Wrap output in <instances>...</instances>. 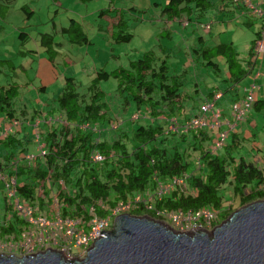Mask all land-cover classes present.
<instances>
[{
  "label": "trees",
  "instance_id": "1",
  "mask_svg": "<svg viewBox=\"0 0 264 264\" xmlns=\"http://www.w3.org/2000/svg\"><path fill=\"white\" fill-rule=\"evenodd\" d=\"M0 1L3 5L0 12L6 16L14 0ZM94 1L97 0H80L83 4ZM213 7L212 0H168L160 10V18L169 27L176 22L182 25L184 17L190 22L189 26L201 24ZM21 10L27 16L31 14L26 7ZM114 11L117 16L113 18L109 17L111 8L102 11L100 17L111 20L112 37L117 45L130 43L133 35L128 31L123 13ZM57 35L72 45H91L87 30L77 21L72 20L68 26L60 28L53 25L51 32L41 34L39 38V47L52 66L64 47L63 43L56 42ZM258 37L259 32L252 42L247 62L240 59L233 43L222 40L217 45H207L203 37L197 39L198 48L194 49L192 58L219 78L223 71L218 61L225 65V77L220 87L207 93V100H212L218 92L223 93L229 104L242 97L239 86L254 72L252 58ZM19 39L22 43L17 57L39 56L40 52L24 51V45L30 40L29 34L21 33ZM4 63H9L14 73L17 71L10 61ZM183 76L171 75L167 62H159L154 52H148L126 68L111 73L97 72L84 91H80L75 78L65 77L62 92L56 99L57 107L50 110L44 105L41 111L30 114L26 108L17 105L21 95L18 84L0 86V123L9 127L19 124L16 132L0 139V173L7 181L16 182L17 197L28 206L49 213L54 203L52 194L59 204L61 220L80 221L87 230L94 216L104 219L119 204L138 195L147 200L159 182L166 184L175 177L191 173L184 191L170 192L161 200L153 198L154 202L148 204L153 209L144 203L136 205L129 214L163 221L164 217L157 216L158 213H187L210 208L219 213L212 228L220 226L230 216L229 212L222 211L221 189L230 185L241 208L264 201V169L244 157H235L246 142L237 132L222 152L213 155L209 147L214 140L209 131L173 133L168 129V123L185 119L184 112L189 103L201 100L196 97L198 91L191 95L184 92ZM110 79L117 81L115 93L123 102V111L133 104L139 114H146L158 124L137 126L130 136L121 133L117 141H98L97 130L112 124L110 109L105 102L107 94L100 89V84ZM39 93H45V87L40 88ZM255 96L252 111L260 115L264 112V100H259L258 92ZM161 119L165 122L160 123ZM27 123L36 124L38 129L40 125L39 137L46 150L45 156L38 154L32 163L26 159L31 141L20 132V127ZM93 153L103 155L104 162L95 163ZM196 159L200 161L199 169L194 167ZM67 188L72 189V193L66 191ZM5 199L4 210L9 213L14 210L13 205L7 197ZM14 218L12 222L7 217L5 225L0 227V239L5 243L19 240L29 229L25 220L16 215ZM15 222L18 227L13 224Z\"/></svg>",
  "mask_w": 264,
  "mask_h": 264
},
{
  "label": "rangeland",
  "instance_id": "2",
  "mask_svg": "<svg viewBox=\"0 0 264 264\" xmlns=\"http://www.w3.org/2000/svg\"><path fill=\"white\" fill-rule=\"evenodd\" d=\"M167 1L97 0L83 4L80 0H14L9 14L4 16L3 12H0V86L18 84L21 95L17 105L21 108H26L28 114L34 111H41L44 105H46V108L48 106V109L54 110L57 107L56 99L62 92L65 77L75 78L80 85V91H84L91 84L97 72L105 70L111 73L119 68H126L130 62L139 60L148 52H154L159 62H167L171 75L179 76L184 72L186 73L183 77L184 92L186 94L191 95L197 92V88H193V86L199 85L196 97L201 100L196 103H189L187 110L184 112L185 119L176 122L178 127L184 126L187 119L198 115L199 108L207 101L208 90L215 88L212 86H215L217 82L221 83V80L225 77L224 72L221 74V78L215 77L211 70L203 68L197 62L198 60L192 58L194 49L198 46L197 39L203 36L210 44L215 41L213 37L217 38L216 34L220 32L221 28L224 32L222 40L235 41L241 58H247V47L254 41L258 27L255 26L252 30H246L233 22H226L214 26V36L212 37L204 36L199 29L200 26L197 24L192 25L190 28H183L179 22H176L173 27H169L160 18V10L167 4ZM219 1L212 0L214 5ZM156 3L161 4V6H155ZM1 6L3 5L0 1ZM23 7L28 8V13H31L29 16L22 12L21 9ZM110 8L109 17L117 16V12L114 10L123 13L124 21L129 27L128 31L133 35L130 43L117 45L112 37L111 20L100 17L102 11ZM72 20L77 21L87 30L91 45L82 47L72 45L67 43L66 38L57 35L56 42L64 44L60 52L62 56L56 61L57 80L45 89V93H39V90L36 89L42 88L43 85L36 74L43 71L44 60H46V55L39 47L40 35L51 32L53 25H57L59 28L60 26H68ZM185 22L188 21L184 17L182 23ZM21 33L29 34L30 39L24 45V51L40 52L38 57H31L30 55L28 58L17 57V53L20 51L19 46L22 43L19 39ZM1 61H10L18 68L17 71L14 73L11 70L12 66L9 68V63ZM219 64L221 70L224 71V63L219 61ZM248 79L239 86L240 92L244 90ZM260 82L263 83L262 81ZM100 89L107 94L105 102L110 109L112 124L108 127H100L97 130L98 141H117L121 137V133L130 136L131 131L137 126L148 127L158 124L146 114H138L133 104L128 107L127 111L121 109L123 102L115 93L117 90L116 80L110 79L107 82H102ZM224 99L220 104L225 112L226 110L229 111L230 104L226 98ZM253 114L246 119L247 121L238 126L244 125L242 131L246 132L247 136L246 142L235 157L237 159L244 157L250 163L264 169V112L260 115ZM162 122H165V119H161L160 123ZM171 125V123H168V129L176 133L177 129H171ZM6 130L7 127L4 128L1 123L0 139L4 137ZM20 132L25 133L31 141L28 147V156H37L40 154L41 149L45 150L42 138L39 137L40 125L38 129L36 124L27 123L21 127ZM175 144L176 142H173V145ZM0 185V227H3L7 217L9 221L13 222L15 220L14 215L18 216V213L15 210L9 211V213L5 212V197L8 198L9 190L7 191L4 184ZM66 191L72 193L70 188H67ZM221 195L224 199L222 211L229 212L231 216L241 209L240 200L234 197L230 185H225L221 189ZM51 198L54 203L51 208L52 211H49V213L36 207L31 208L35 220L38 218L43 219L40 222L41 225L37 224L34 226L31 224L33 231L43 233L42 237L36 241L37 246H23L22 249L20 245L14 246L12 242L5 243L0 239V255L22 258L30 254L36 255L47 250H53L62 254L67 260H82L79 257L78 250H67L71 234L70 228L73 225L77 226L81 222L74 220L72 223L66 224L60 221L59 204L52 194ZM152 200L154 202L153 197ZM162 220V223L174 231L188 235L197 232L210 234L215 229H202L199 226L191 225L184 226V231L182 232L179 227H174L175 225L170 221V218H163ZM13 224L18 227L16 222ZM31 250L33 251L31 252Z\"/></svg>",
  "mask_w": 264,
  "mask_h": 264
},
{
  "label": "water",
  "instance_id": "3",
  "mask_svg": "<svg viewBox=\"0 0 264 264\" xmlns=\"http://www.w3.org/2000/svg\"><path fill=\"white\" fill-rule=\"evenodd\" d=\"M100 234L83 260L47 250L22 258L0 255V264H264V201L242 207L210 234L179 233L130 214Z\"/></svg>",
  "mask_w": 264,
  "mask_h": 264
},
{
  "label": "built area",
  "instance_id": "4",
  "mask_svg": "<svg viewBox=\"0 0 264 264\" xmlns=\"http://www.w3.org/2000/svg\"><path fill=\"white\" fill-rule=\"evenodd\" d=\"M231 3L245 8L249 15L253 19L259 22V37L255 45V57H259L264 54V0H231ZM226 1H223V6H226ZM188 21V20H187ZM190 25L189 22L182 23L183 28H188ZM205 28V27H204ZM209 29V26H207ZM254 57V58H255ZM255 61V60H254ZM256 62V61H255ZM260 86L256 83H253L248 88H246L242 93V97L230 103L229 116L227 118L224 116V111L221 107V101L224 99L222 92L215 94L212 100H207L201 107L197 116L191 118L184 126L178 127L176 124L177 121L171 122V129H177V132L188 133L190 131L204 130L209 131L213 136V142L209 150L213 155H218L223 151L227 145L228 140L231 138L234 133L237 132V127L244 123L253 109V104L256 101V92H259ZM236 99V98H235ZM19 127L18 123L12 125V129ZM116 128V127H114ZM182 128V129H181ZM12 129L6 130V132L11 133ZM171 131V130H170ZM41 156L46 155V150L41 149ZM36 156H27L26 159L29 162H33ZM92 159L95 163L102 164L105 160L104 156L99 153H93ZM195 168H201L199 159H196ZM191 173L175 177L168 181L166 184L159 182L156 185L154 193L151 197L145 200L142 196L138 195L129 199L126 203H121L117 206L111 214L101 219L97 216H94L89 224L88 230H85V227L82 223H78L77 226L73 225L70 228V240L68 243L67 250L74 249L78 250L79 257L83 260L89 249L92 245L99 239L104 237V234L101 232H109L113 229L114 221L117 217L129 214V211L139 204L148 205L152 202V197L158 200L164 198L168 193L174 192L176 190L184 191L186 189L187 180H190ZM158 182V181H157ZM0 183L4 184L9 190V200L10 204L13 205V209L18 213V216L29 223V229L24 231L20 236L19 240L12 242L14 246H19L23 249V246L35 247L37 246L36 241H38L43 233L38 231H33L32 225L34 226L40 224L43 219L38 218L35 220L34 215L31 211L30 206L25 202L20 200L16 195V190L14 186L16 182L13 180L7 181L6 178L0 173ZM188 190V188H187ZM149 206V205H148ZM149 209L153 207L149 206ZM157 216L161 218H170V221L175 225L174 227L180 228L184 231V226H199L202 229H212V225L218 220L219 213L213 209H204L197 212H172V213H158ZM60 221L61 218H60ZM64 223H72L73 221H63ZM80 222V221H79ZM41 225V224H40ZM214 229V228H213ZM33 250H31L32 252ZM28 256H33L32 254ZM71 259V258H69Z\"/></svg>",
  "mask_w": 264,
  "mask_h": 264
},
{
  "label": "crops",
  "instance_id": "5",
  "mask_svg": "<svg viewBox=\"0 0 264 264\" xmlns=\"http://www.w3.org/2000/svg\"><path fill=\"white\" fill-rule=\"evenodd\" d=\"M223 1H226V3H227V5L225 7H223L221 5L223 3ZM226 22H228V23L233 22L237 26H241L242 28H244L246 30H247L246 26L251 27L248 30H252L256 26V27H258V31H259V22L255 21L253 19V17L251 15H249L248 11L245 8L232 4L231 0H220L216 5H214L212 11L206 14L205 19L202 21V23L197 24V25L200 26L199 29L201 30V32L204 36L206 35L208 37H212V36H214V34H213L214 26L221 25V24L226 23ZM192 25H194V24H191V26ZM208 25H210L209 29H207ZM204 27H205V29H204ZM258 31H257V34H258ZM257 34H255V39L257 38ZM216 35H217V38L213 37L215 39V41H213L211 38V40L213 42L210 44L208 41L205 40V38L203 36L202 37L204 38L207 45H217L222 41V35H224V32L221 30V28H220V32L219 33L217 32ZM255 39H254V41H255ZM225 41H227V40H225ZM227 42L233 43V45L236 47V49L238 51V47H237V44L235 41L233 42L231 40H228ZM252 42H251V45L249 47H247V52H248L247 58H241V56H240V59L245 61V62H247L250 59L249 52H250L251 47H252ZM197 48H198V46H197ZM61 56H62V54H61ZM252 59H253V61L254 60L256 61V62L254 61V63H255V66L253 69L254 72L249 77V79L247 80V85L244 86V90L246 88H248L250 85H252L253 83H256L258 86H260V90L258 92V98H259V100H264V54L260 55L259 57L252 58ZM42 60H44V59H42ZM44 61H45V63H44L45 66H44L43 71L41 73L37 72L36 76H38L39 80L41 81V84L45 87V89H47V87L51 86L54 83V81L57 80V76H58L57 74L58 73H57V69H56L57 68L56 64L54 66H52L46 60H44ZM219 61H218V63H219ZM182 74H186V73L184 72ZM260 81H262L263 83H261ZM220 84H221L220 82L219 83L217 82L215 86H212L215 88H213L212 90H208V93L211 91L215 92L216 89L218 87H220ZM26 86H28V85H26ZM193 88H197V91H198L199 85H195V86H193ZM39 89L40 88H38L36 90H39ZM200 93H201V90H200ZM229 114L230 113L228 110L224 112V116L226 118H227V116L230 117ZM252 114H253V111L250 113L248 118ZM3 126H4V128L9 127L7 125H3ZM243 127H244V125L237 127V133L240 134V137L245 140L247 133L242 131Z\"/></svg>",
  "mask_w": 264,
  "mask_h": 264
},
{
  "label": "clouds",
  "instance_id": "6",
  "mask_svg": "<svg viewBox=\"0 0 264 264\" xmlns=\"http://www.w3.org/2000/svg\"><path fill=\"white\" fill-rule=\"evenodd\" d=\"M226 5H227V4H226ZM222 6H223V4H222ZM223 7H225V6H223ZM186 19H187V18H186ZM189 23H190V22H189ZM208 26H209V28H210V25H208ZM189 27H190V26H189ZM189 27H188V28H189ZM204 29H205V28H204ZM258 32H259V31H258ZM138 114H139V113H138ZM11 127H12V126H11ZM11 127H8L7 130H8V129H12ZM20 128H21V127H20ZM14 132H16L15 129H12L11 133H9V132H8V133L5 132V134L3 135V136H4L3 138H5L6 136H8V134H12V133H14Z\"/></svg>",
  "mask_w": 264,
  "mask_h": 264
}]
</instances>
